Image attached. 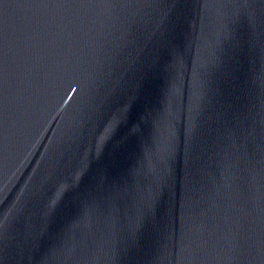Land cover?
Listing matches in <instances>:
<instances>
[{"label":"water","instance_id":"95a60500","mask_svg":"<svg viewBox=\"0 0 264 264\" xmlns=\"http://www.w3.org/2000/svg\"><path fill=\"white\" fill-rule=\"evenodd\" d=\"M0 264H264V0H0Z\"/></svg>","mask_w":264,"mask_h":264}]
</instances>
